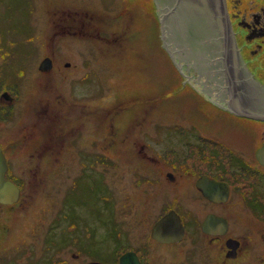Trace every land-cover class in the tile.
<instances>
[{
	"label": "rangeland",
	"instance_id": "1",
	"mask_svg": "<svg viewBox=\"0 0 264 264\" xmlns=\"http://www.w3.org/2000/svg\"><path fill=\"white\" fill-rule=\"evenodd\" d=\"M155 2L0 0V93L5 89L17 95L12 108L0 104V144L9 159L7 175L13 180L18 178L17 183L22 178L21 184L25 180L27 186L15 210L0 214V264H85L91 260L107 264L111 260L109 249L118 239L115 228L122 233L120 242L137 245L155 206L162 204L159 192L154 193L152 188L151 194L144 191L150 180L148 164L137 157L133 142L116 145L108 159L107 150L99 142L100 134L107 133L102 130L96 145V163L92 165L91 159L80 156L85 154L83 151L94 152L88 121L81 124L76 141L67 139L61 153L57 152L63 148L59 143L55 153L49 149L40 158L30 156L35 153L31 143L19 149L13 145L28 116L27 107L37 102L36 92L45 74L55 75L56 107L65 109L66 102L85 100L88 106L97 107L99 121L104 120L106 109L119 100L156 96L153 101L136 102L133 110L120 113L115 121H132L139 107H148L145 122L151 137L158 138V128L162 127L170 149L179 145V138L188 137L182 127L192 125L248 152L251 140L264 128L254 121L217 111L196 94L169 56ZM257 4H264V0H243V9ZM225 8L229 17L226 0ZM67 23L84 25L91 33L99 28L100 34L88 40L64 35L72 31ZM243 34L244 31L238 33L237 39L248 60L252 56L248 50L259 40L244 43L248 40ZM52 55L54 68L43 74L38 64L43 57ZM63 126V131H69L72 123ZM119 126L121 137L123 125ZM142 137L149 139L146 134ZM190 181L181 180L185 204L200 209L202 204L192 193ZM242 209L238 208L249 214ZM235 219V224L243 228V221ZM263 230L264 226L258 224L256 240H260ZM263 250L264 242L259 241L253 252ZM161 251L172 261L159 256L157 250L156 264H175L176 259L185 260V264H193L195 259L202 264L206 258L204 251L190 257L186 248Z\"/></svg>",
	"mask_w": 264,
	"mask_h": 264
},
{
	"label": "flooded vegetation",
	"instance_id": "2",
	"mask_svg": "<svg viewBox=\"0 0 264 264\" xmlns=\"http://www.w3.org/2000/svg\"><path fill=\"white\" fill-rule=\"evenodd\" d=\"M226 5L234 34L233 42L250 74L257 76L259 83L264 85V4L243 9V0H226ZM67 24L72 31L65 32L64 35L73 34V38L96 39L95 37L100 34L99 28H94V32L91 33L84 25L77 24L74 27ZM241 31H244V38L248 40L244 43L259 40V43L254 44L255 47L248 50V53L252 55L248 60L244 56V47L237 39V34ZM169 56L174 61L170 52ZM43 58L46 59V57ZM47 58L50 60L49 71H52L53 55L51 59ZM174 63L176 64L175 61ZM43 79L45 80L39 85L41 89L36 92L37 102L27 107L28 116L25 122L22 121L20 128L22 131L12 142L15 147L19 149L20 146L31 143L35 147V153L30 156L35 155L40 158L49 149L55 153V145L59 143L63 148L57 152L61 153L67 139L76 141L81 124L88 121L89 139L93 144L94 152L83 151L85 154L81 153L80 156L87 161L91 159L92 165L96 163L98 157L96 145L99 132L102 130L107 132L108 140L106 135L100 134L99 142L107 150L108 159L109 151L114 153L116 145L125 146L133 142L137 157L148 164L146 170L150 180L144 191L151 194L154 189V193H160L162 204L155 206L156 211L151 222L147 224L146 233L137 245L120 242L118 239L122 233H118L119 228H115V237L118 239L113 241L109 249L112 264H120L119 259L122 255L125 256L123 264H156L157 250L160 251L157 252L159 256L171 262L172 258L166 257L161 249L174 247L186 248L190 257L191 255L195 257L204 251L206 258L203 259L202 264L204 262L206 264H240L239 261H243L241 264H261L264 262V250L259 254L253 252L257 242H264V230L263 234L260 233V240L255 239L257 225L264 226V164L257 156L259 151H264V128L258 131L254 140H251L248 152L231 147L216 136L192 125L182 127L183 132H188V137L179 138V145L176 144V147L170 149L165 144L168 141L162 136V127L158 128V138L151 137L145 122L150 110L148 107H139V111L134 117L132 116V121H115L120 113L133 110L132 107L136 102L153 101L156 96H152L155 99L150 96H136L123 100L124 102L119 100L116 105L106 109L104 120L99 121L97 107L88 106L85 100L66 102L65 109L56 107L53 100L56 93L54 85L57 87L55 75L45 74ZM196 94L200 96L197 92ZM201 99L215 107L217 111L264 125V112L213 103L203 97ZM16 100V94L5 89L1 91L2 106L12 108L17 103ZM67 122L72 123V127L68 128L69 131H63L65 128L63 124ZM119 125H123L121 137L118 134ZM143 134H146L149 139L145 140L142 137ZM134 138L139 139L134 140ZM174 139L177 140L176 137ZM0 148L8 165L5 178L19 186L18 200L14 204L0 203V214H3L6 210H15V207L21 203L27 186L25 180L21 184L22 178L18 184L16 182L18 178L13 180L7 175L10 170L9 159L1 144ZM195 162L197 165L193 166ZM86 167L85 164L84 168ZM183 178L191 180V191L202 204L200 209L187 207L185 204V194L180 188ZM137 180L138 183L141 182V179ZM243 207L249 214L238 210ZM165 216L170 217L169 229L172 235L167 239H160L158 234L154 233V227ZM235 217L243 221V228L236 225ZM183 261L185 260L176 259L175 264H185ZM192 263L197 264V261L194 259Z\"/></svg>",
	"mask_w": 264,
	"mask_h": 264
},
{
	"label": "water",
	"instance_id": "3",
	"mask_svg": "<svg viewBox=\"0 0 264 264\" xmlns=\"http://www.w3.org/2000/svg\"><path fill=\"white\" fill-rule=\"evenodd\" d=\"M165 46L188 84L213 103L264 112V85L251 75L233 40L225 0H155ZM49 59L39 65L49 71ZM264 164V151L258 152ZM7 164L0 148V202L14 203L19 189L5 179ZM203 181V180H202ZM200 181V182H202ZM170 217H163L154 233L167 239ZM124 255L119 259L123 264ZM85 264H103L89 261Z\"/></svg>",
	"mask_w": 264,
	"mask_h": 264
},
{
	"label": "trees",
	"instance_id": "4",
	"mask_svg": "<svg viewBox=\"0 0 264 264\" xmlns=\"http://www.w3.org/2000/svg\"><path fill=\"white\" fill-rule=\"evenodd\" d=\"M110 218H111V217H110ZM56 264H63V263H62V262L59 263V262L57 261Z\"/></svg>",
	"mask_w": 264,
	"mask_h": 264
},
{
	"label": "bare ground",
	"instance_id": "5",
	"mask_svg": "<svg viewBox=\"0 0 264 264\" xmlns=\"http://www.w3.org/2000/svg\"><path fill=\"white\" fill-rule=\"evenodd\" d=\"M240 35H242V34H240ZM242 38V37H241Z\"/></svg>",
	"mask_w": 264,
	"mask_h": 264
}]
</instances>
